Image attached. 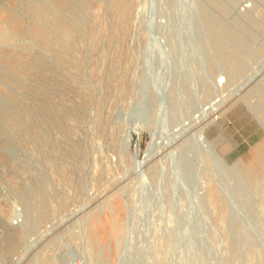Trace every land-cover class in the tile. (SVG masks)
Listing matches in <instances>:
<instances>
[{
	"label": "rangeland",
	"instance_id": "obj_1",
	"mask_svg": "<svg viewBox=\"0 0 264 264\" xmlns=\"http://www.w3.org/2000/svg\"><path fill=\"white\" fill-rule=\"evenodd\" d=\"M0 264H264V0H0Z\"/></svg>",
	"mask_w": 264,
	"mask_h": 264
},
{
	"label": "water",
	"instance_id": "obj_2",
	"mask_svg": "<svg viewBox=\"0 0 264 264\" xmlns=\"http://www.w3.org/2000/svg\"><path fill=\"white\" fill-rule=\"evenodd\" d=\"M131 137H132V136H131V133H129V140H127V141H128V143H129V141H130Z\"/></svg>",
	"mask_w": 264,
	"mask_h": 264
},
{
	"label": "bare ground",
	"instance_id": "obj_3",
	"mask_svg": "<svg viewBox=\"0 0 264 264\" xmlns=\"http://www.w3.org/2000/svg\"><path fill=\"white\" fill-rule=\"evenodd\" d=\"M126 139L129 140V134L127 135V138H126ZM127 140H126V141H127Z\"/></svg>",
	"mask_w": 264,
	"mask_h": 264
},
{
	"label": "built area",
	"instance_id": "obj_4",
	"mask_svg": "<svg viewBox=\"0 0 264 264\" xmlns=\"http://www.w3.org/2000/svg\"><path fill=\"white\" fill-rule=\"evenodd\" d=\"M245 1V0H244Z\"/></svg>",
	"mask_w": 264,
	"mask_h": 264
}]
</instances>
